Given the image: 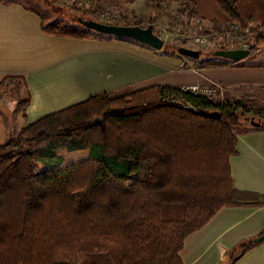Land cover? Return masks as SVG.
<instances>
[{"label": "trees", "instance_id": "16d2710c", "mask_svg": "<svg viewBox=\"0 0 264 264\" xmlns=\"http://www.w3.org/2000/svg\"><path fill=\"white\" fill-rule=\"evenodd\" d=\"M215 1L231 25L251 35L256 58L264 0ZM179 9L196 17L187 0ZM77 19L42 31L85 38L89 30ZM0 99L16 100L15 112L25 117V79L2 80ZM212 112L221 117L201 115ZM261 115L240 102L151 86L99 93L25 125L0 145V264H183L185 238L222 208L264 206V195L234 187L229 170L237 155L233 131L263 130L248 123ZM63 147L87 157L64 164L56 152ZM253 239L229 250L223 264Z\"/></svg>", "mask_w": 264, "mask_h": 264}, {"label": "crops", "instance_id": "0c3cea01", "mask_svg": "<svg viewBox=\"0 0 264 264\" xmlns=\"http://www.w3.org/2000/svg\"><path fill=\"white\" fill-rule=\"evenodd\" d=\"M177 1L179 5L183 2ZM187 1L206 30L229 26V18L215 0ZM39 14L26 0L0 3V82L23 77L30 92L25 117L15 112L16 100L0 99V145L38 118L99 93L216 84L221 88L217 97L227 99L264 89V64L256 67L243 64L245 60L229 64L215 60V48L205 50L201 63L171 50H154L138 42L126 44L111 36L88 34L80 39L47 35L42 26L51 21H44ZM257 57L256 61L264 63ZM235 134L237 155L230 158L229 169L234 187L264 195V129L249 128ZM263 233L264 206L222 208L185 238L179 257L183 264H223L229 250ZM230 264H264V242L254 244Z\"/></svg>", "mask_w": 264, "mask_h": 264}, {"label": "rangeland", "instance_id": "374dc122", "mask_svg": "<svg viewBox=\"0 0 264 264\" xmlns=\"http://www.w3.org/2000/svg\"><path fill=\"white\" fill-rule=\"evenodd\" d=\"M26 0V3L36 8L41 17L45 18L44 21L57 22L61 24H72L74 19L81 18L85 20H93L103 24L126 26V23H138L146 27L149 23L153 26L154 35L163 40L164 46L160 49L165 52L170 51L178 47H185L188 49L197 50L200 52V57L197 59L203 63L202 58L206 49H216L224 47V49L236 48L235 43L227 41L225 39L220 40L217 33L223 31L225 28L216 29L215 31H208L205 27L197 21L196 17L189 16V10H180V5L177 0H134L138 2L133 6V3L126 4L124 0ZM44 3V4H43ZM151 17V18H149ZM52 19V20H51ZM150 19V20H149ZM149 21V22H148ZM141 27V26H140ZM90 35L95 36H109L101 33L89 30ZM208 35L210 43L205 47H199L194 43V39L200 36ZM110 38V37H109ZM114 40H122L126 44H135L136 41L126 38L111 36ZM138 44V43H137ZM140 44V43H139ZM146 46V45H145ZM258 52H264V44L261 46ZM209 49V50H210ZM214 51V50H213ZM212 52V51H211ZM210 52V53H211ZM258 53V54H259ZM215 60H225L220 57H212ZM245 60V61H244ZM256 58L243 59L246 65L250 64H264L256 61ZM242 61V60H241ZM262 65H257L260 67ZM10 86L7 89L13 87L12 82H9ZM21 89V85L18 86ZM129 91L114 94V96H121ZM218 94V93H217ZM2 95V94H1ZM216 95V94H215ZM219 97V96H218ZM217 95L212 99L215 102H240L245 109L252 112H261L264 119V89H255L250 93H242L237 98H218ZM15 98V97H14ZM255 118V117H254ZM256 119V118H255ZM252 119H248L249 125L253 124ZM247 127L236 128L233 132L245 131ZM59 156L64 160V164H68L87 157V152L80 151L74 153L66 152V148L63 147L56 151Z\"/></svg>", "mask_w": 264, "mask_h": 264}, {"label": "water", "instance_id": "95a60500", "mask_svg": "<svg viewBox=\"0 0 264 264\" xmlns=\"http://www.w3.org/2000/svg\"><path fill=\"white\" fill-rule=\"evenodd\" d=\"M78 23L87 30L95 31L103 35H109L114 37L126 38L136 41L140 44L146 45L154 50H160L164 46V42L158 36L154 35L152 25L146 27L136 26H119V25H109L103 24L93 20H85L78 18ZM176 52L184 57L191 59H198L200 57V52L193 49H188L185 47H178ZM250 50L243 49H218L213 52V56L220 57L229 61L238 62L243 59L250 57ZM259 60H264V52L257 55ZM204 117L211 119H219L221 117L220 113H202ZM253 127L264 129V119L253 118ZM255 244L264 242V233L253 239Z\"/></svg>", "mask_w": 264, "mask_h": 264}, {"label": "built area", "instance_id": "2783aa9c", "mask_svg": "<svg viewBox=\"0 0 264 264\" xmlns=\"http://www.w3.org/2000/svg\"><path fill=\"white\" fill-rule=\"evenodd\" d=\"M216 35L220 40L225 39L235 43V49L250 50V47L252 46L251 35L248 32L242 31L236 24H229L227 29H223V31L217 33ZM208 38V35L197 37L194 39V43L199 47H205L210 43ZM260 49H262V47H259L258 51ZM180 89L183 91H188L197 96L206 97L210 100H212L216 96L215 94H217L219 91L221 92V88L216 84L182 87Z\"/></svg>", "mask_w": 264, "mask_h": 264}]
</instances>
